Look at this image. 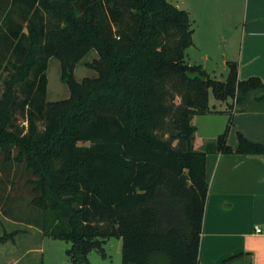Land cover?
Returning a JSON list of instances; mask_svg holds the SVG:
<instances>
[{
  "label": "trees",
  "instance_id": "obj_1",
  "mask_svg": "<svg viewBox=\"0 0 264 264\" xmlns=\"http://www.w3.org/2000/svg\"><path fill=\"white\" fill-rule=\"evenodd\" d=\"M193 34L189 12L171 0H0V44L10 53L0 211L70 242L72 264L92 249L105 255L110 237L122 238L123 264H199L207 155H264V143L239 133L232 148L231 114L224 132L195 150L193 117L208 111L210 87L243 105L264 83L240 80L235 63L225 81L190 65ZM92 50L98 58L87 65L98 76L79 81L75 68ZM50 58L60 61L66 99L46 100ZM18 233L5 231L0 243ZM248 255L221 264H251Z\"/></svg>",
  "mask_w": 264,
  "mask_h": 264
},
{
  "label": "crops",
  "instance_id": "obj_2",
  "mask_svg": "<svg viewBox=\"0 0 264 264\" xmlns=\"http://www.w3.org/2000/svg\"><path fill=\"white\" fill-rule=\"evenodd\" d=\"M172 2L190 14L194 29V44L186 50L190 65H201L214 77H218L214 74L218 68L222 69V76L227 71L221 80L225 81L229 64L235 63L240 80L259 77L264 83V0ZM9 57L8 51L0 57L7 75ZM237 105L231 113L228 144L236 149L239 133L253 142L264 143V86L250 91L243 105ZM206 174L209 189L199 264H221L243 252L249 254V263L264 264V155L209 153ZM256 226L263 231L256 232ZM0 229L19 230L14 241L0 243V264L22 262L31 249L27 242L30 236L43 234L37 226L13 220L1 211ZM241 263L238 260L234 264Z\"/></svg>",
  "mask_w": 264,
  "mask_h": 264
},
{
  "label": "rangeland",
  "instance_id": "obj_3",
  "mask_svg": "<svg viewBox=\"0 0 264 264\" xmlns=\"http://www.w3.org/2000/svg\"><path fill=\"white\" fill-rule=\"evenodd\" d=\"M172 1V0H171ZM8 45L0 44V57L6 55ZM98 58L96 50L90 51L76 66L75 76L76 79L82 81L85 77H97L98 72L89 68L87 63L92 62ZM0 58V97L4 89V80L6 73L3 71L5 65L1 62ZM3 60V59H2ZM6 63V62H5ZM222 69L218 68L214 74L218 77L217 80H223L226 76H222L220 72ZM213 74V75H214ZM48 86H47V101H58L66 99L70 96V89L61 79V64L57 58L49 59V66L47 69ZM235 100L228 97L226 100L217 99L213 89L209 88V109L205 114H198L193 117V123L197 126L196 141L194 142L195 150H204L206 145L214 141L219 134H221L226 126L229 117L231 116L232 109L237 108ZM19 122L28 124L25 116H18ZM40 129H43V122L38 121ZM83 144V143H80ZM88 144V143H87ZM201 148V149H198ZM30 197L20 200L16 205L19 213H28L30 209ZM15 209V211H16ZM17 213V211H16ZM0 234L4 232L1 231ZM3 232V233H2ZM30 244V251L27 253L25 259L19 264H72L67 250L71 247V243L65 240L55 239L49 235L39 234L32 235L28 239ZM123 241L120 237H110L103 242L105 255L96 249L88 252V261L84 264H123L122 256Z\"/></svg>",
  "mask_w": 264,
  "mask_h": 264
},
{
  "label": "built area",
  "instance_id": "obj_4",
  "mask_svg": "<svg viewBox=\"0 0 264 264\" xmlns=\"http://www.w3.org/2000/svg\"><path fill=\"white\" fill-rule=\"evenodd\" d=\"M255 230H256V232H262L263 231V229L260 226H256Z\"/></svg>",
  "mask_w": 264,
  "mask_h": 264
}]
</instances>
